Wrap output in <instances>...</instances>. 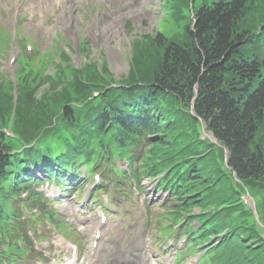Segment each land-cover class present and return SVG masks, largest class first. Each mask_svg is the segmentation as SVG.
Here are the masks:
<instances>
[{
	"label": "trees",
	"instance_id": "16d2710c",
	"mask_svg": "<svg viewBox=\"0 0 264 264\" xmlns=\"http://www.w3.org/2000/svg\"><path fill=\"white\" fill-rule=\"evenodd\" d=\"M192 1L168 0L171 24L190 20ZM199 1L193 2V30L170 37L148 35L134 43L129 77L116 83L117 88L92 65L62 90L59 80L25 70V62L17 102L0 84V129L9 130L14 114L15 135L10 140L0 133L1 203L16 193L13 181L24 184L20 177L35 162L63 168L83 163L95 169L118 157L140 163L136 179L164 175L161 185L172 187L179 203L175 220L193 207L200 209L198 216L187 217L200 225L192 233L196 245L225 233L204 249L206 263L264 264V227L241 202L244 190L231 176L249 191L258 187L264 226V0ZM46 81L51 82L46 83L49 92L37 99ZM196 96L194 113L220 147L203 140L196 129L199 121L189 113ZM135 102L145 103L139 109ZM34 142L45 146L14 154ZM224 148L229 152L227 168ZM3 208L0 218L7 222ZM11 233V228L5 231Z\"/></svg>",
	"mask_w": 264,
	"mask_h": 264
},
{
	"label": "rangeland",
	"instance_id": "374dc122",
	"mask_svg": "<svg viewBox=\"0 0 264 264\" xmlns=\"http://www.w3.org/2000/svg\"><path fill=\"white\" fill-rule=\"evenodd\" d=\"M54 1L0 0V84L3 83L5 91L12 92L15 98L18 94L15 79L21 71L18 61L23 55L30 57L29 67L34 70L33 75L39 72L48 79L59 80L61 89L66 90L68 84L74 81L77 72L90 69L92 65H97V70L110 79L118 81L127 77L132 67L133 45L137 40L159 32L166 34L165 37L175 35L172 28L174 24L171 25L170 19L166 18L170 12L163 8L164 0H147L145 5L134 7L126 0ZM135 8L139 10V14L143 13L142 17L135 14ZM111 24L116 26L119 32L107 38L103 29ZM47 82L40 89L39 86L36 87L37 99L46 97L49 92L48 84L51 82L46 84ZM115 166L120 171H128L125 161H117ZM81 170L85 172L84 167ZM68 180L66 182L69 185L60 190H64L65 194L73 190L72 198L75 197L77 203H72V207L68 208L64 204H52L61 214L64 225H52L49 222L43 224L45 219L42 214L37 218L38 223L35 225L36 236L47 241L38 244L36 251L47 261L36 262L39 261L36 259L37 255L31 253L22 264L64 263L66 257H70L69 250L65 248L64 251L63 246L59 249L53 246L64 238L67 239L65 245L69 243L78 248L81 264L82 259L88 257L95 227L102 225V216L108 219L102 241L104 248L108 245L114 251L116 247L125 252V248L133 243L137 247L132 254L143 247L150 249L148 254L153 260L152 264H198L200 256H197V253L196 256L176 260V253H182L185 249L182 247L184 239L177 240L174 236L160 237V228L165 226V222H171L165 208L173 205L168 204L171 199L169 193L157 191V184L147 179L142 186L144 190L141 191L131 179L130 185L126 181L118 180L116 185H109L101 191L99 188L104 182V176L96 187L84 173ZM73 182L76 187L71 189ZM56 188L58 187L46 183L39 191L50 198L63 195ZM258 190L256 186L250 192L257 197L255 211L257 218H260L262 197ZM246 200L252 208V201ZM32 206L26 213H22L28 222L32 221L28 220L27 216L39 212L37 205ZM197 212L195 209L194 215ZM59 221L61 222L60 219ZM193 225L197 224L193 222ZM78 226H82L81 231L77 229ZM31 237L34 238L35 234L32 233ZM201 248L203 247L197 249ZM99 256L101 264H108L109 260L116 258L111 250H107V253L101 251ZM125 261L126 264L129 262L124 258L123 262Z\"/></svg>",
	"mask_w": 264,
	"mask_h": 264
},
{
	"label": "bare ground",
	"instance_id": "6f19581e",
	"mask_svg": "<svg viewBox=\"0 0 264 264\" xmlns=\"http://www.w3.org/2000/svg\"><path fill=\"white\" fill-rule=\"evenodd\" d=\"M67 1V0H66ZM129 2L130 5H132L133 7L134 6H142V5H145V3L147 2V0H126ZM149 1V0H148ZM54 2H58V0H55ZM136 11H135V14H137L139 17H142L143 16V13L142 15L139 14V10L137 8H135ZM119 32V30L117 29L116 26H114L113 24L109 25V26H105L104 29H103V33L106 35V37L108 38L109 36L111 35H114V34H117ZM103 239V236H101L100 238V241H102ZM94 241V240H93ZM92 242V241H91ZM137 247L136 244H133V243H130L126 248H125V252L124 251H118V253L114 254L116 256V258H114L113 261H111V264H121L120 263V258H118V254H121L122 256H127L129 255L133 250L134 248ZM104 250H111L110 246L108 247H105L103 249ZM101 251V250H100ZM100 251H98V256L100 254ZM144 252V251H143ZM143 252L141 255L137 256V261L140 260L141 256L143 255ZM113 255V253H112ZM100 257V256H99ZM71 264H75L74 262H72ZM130 264H135L134 261L131 260Z\"/></svg>",
	"mask_w": 264,
	"mask_h": 264
}]
</instances>
